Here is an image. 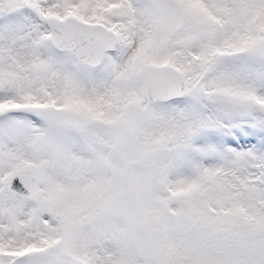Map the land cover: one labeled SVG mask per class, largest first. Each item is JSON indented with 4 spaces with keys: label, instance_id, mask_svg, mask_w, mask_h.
I'll return each instance as SVG.
<instances>
[{
    "label": "snow or ice",
    "instance_id": "snow-or-ice-1",
    "mask_svg": "<svg viewBox=\"0 0 264 264\" xmlns=\"http://www.w3.org/2000/svg\"><path fill=\"white\" fill-rule=\"evenodd\" d=\"M0 264H264V0H0Z\"/></svg>",
    "mask_w": 264,
    "mask_h": 264
}]
</instances>
